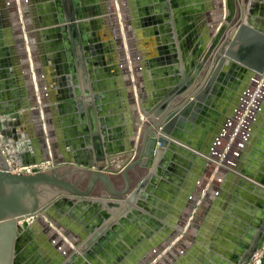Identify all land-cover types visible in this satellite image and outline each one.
Here are the masks:
<instances>
[{"label": "crops", "instance_id": "crops-1", "mask_svg": "<svg viewBox=\"0 0 264 264\" xmlns=\"http://www.w3.org/2000/svg\"><path fill=\"white\" fill-rule=\"evenodd\" d=\"M226 17V0H0L3 153L15 165L89 170L129 155ZM241 18L264 33V0H241ZM240 25L145 197L56 195L22 225L12 264H237L251 253L264 223V188L252 180L264 179V98L251 131L228 123L259 75L245 61L264 44L249 31L238 39Z\"/></svg>", "mask_w": 264, "mask_h": 264}, {"label": "water", "instance_id": "water-1", "mask_svg": "<svg viewBox=\"0 0 264 264\" xmlns=\"http://www.w3.org/2000/svg\"><path fill=\"white\" fill-rule=\"evenodd\" d=\"M226 9V19L188 82L170 92L161 107L145 119L138 147L129 155H114L107 165L95 170L59 166L37 174H22L9 170L10 161L0 146V264H12L17 236L25 232L20 222L37 212L35 217L39 218L58 194L121 199L131 195L130 201L137 196L145 197V188L153 175L154 166L173 142L176 126L188 115L195 95L204 88L215 65L218 67L215 72L224 65L225 50L242 21L241 0H226ZM245 31L256 35L264 44V33L245 25H240L238 39ZM259 57L255 54L245 63L261 75L264 73V49L261 59ZM259 75L256 77L259 78ZM233 162L237 163L234 159ZM252 180L264 188L263 178ZM262 217L264 219V213ZM257 247L252 246L251 253L237 264H250Z\"/></svg>", "mask_w": 264, "mask_h": 264}, {"label": "built area", "instance_id": "built-area-1", "mask_svg": "<svg viewBox=\"0 0 264 264\" xmlns=\"http://www.w3.org/2000/svg\"><path fill=\"white\" fill-rule=\"evenodd\" d=\"M263 98H264V73L261 74L259 78H257L254 88L249 90L248 94L246 95V98L242 103V107L239 113L237 114L234 120L229 121L228 127L229 125L231 126L233 123H237L240 129H245V128L248 129L252 122L253 114H255L254 111L258 108V105L260 102H262ZM252 101H254L253 104ZM241 134L244 135L243 132ZM239 145L242 146V143H240ZM229 150H231V144H228L224 148L223 152H219L218 150H216V152H214L213 154L215 156L220 157L221 155H225ZM233 154H236L237 156L238 151L237 150L234 151ZM53 167H54V163L50 160L27 164V165H15L10 162L9 170L12 173L37 174L40 172L50 170ZM263 258H264V241L262 242L261 246L254 254L250 264H262Z\"/></svg>", "mask_w": 264, "mask_h": 264}, {"label": "bare ground", "instance_id": "bare-ground-1", "mask_svg": "<svg viewBox=\"0 0 264 264\" xmlns=\"http://www.w3.org/2000/svg\"><path fill=\"white\" fill-rule=\"evenodd\" d=\"M11 163H12V162H11ZM9 166H10V163H9ZM54 198H55V197H54ZM54 198H53V199H54ZM51 201H52V199H51ZM39 213H41V212H39ZM37 214H38V212H37V213H34V214L31 215L30 217H28V219H27L26 221L29 220V222H30V224H31V222H33V221L36 219L35 216H36ZM41 214L43 215V213H41ZM41 214H40V216H41ZM37 217H38V216H37ZM24 222H25V221H21L20 224L23 225ZM29 222H28V223H29ZM47 222H48V220H47Z\"/></svg>", "mask_w": 264, "mask_h": 264}, {"label": "flooded vegetation", "instance_id": "flooded-vegetation-1", "mask_svg": "<svg viewBox=\"0 0 264 264\" xmlns=\"http://www.w3.org/2000/svg\"><path fill=\"white\" fill-rule=\"evenodd\" d=\"M264 223H262V231H263V233L261 234V237H259L258 238V240H257V245L255 246V245H253V247H257V246H261V244H262V242L264 241V225H263ZM260 244V245H259ZM258 247V248H259ZM262 264H263V261H262Z\"/></svg>", "mask_w": 264, "mask_h": 264}, {"label": "rangeland", "instance_id": "rangeland-1", "mask_svg": "<svg viewBox=\"0 0 264 264\" xmlns=\"http://www.w3.org/2000/svg\"><path fill=\"white\" fill-rule=\"evenodd\" d=\"M126 249H128L127 245L124 243L120 244V251H125Z\"/></svg>", "mask_w": 264, "mask_h": 264}]
</instances>
